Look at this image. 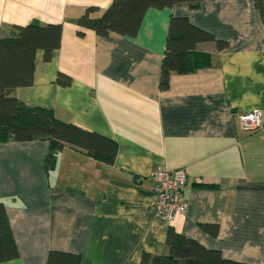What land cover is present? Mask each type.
<instances>
[{
  "label": "crops",
  "instance_id": "0c3cea01",
  "mask_svg": "<svg viewBox=\"0 0 264 264\" xmlns=\"http://www.w3.org/2000/svg\"><path fill=\"white\" fill-rule=\"evenodd\" d=\"M112 0H0V36L13 26L60 23V46L34 54L33 82L12 94L30 107L116 141L106 165L65 146L46 162L47 141L0 142V203L18 255L0 264H46L49 251L80 264H140L167 254L173 229L222 258L264 264V0H202L149 8L133 37L77 34L86 7ZM171 17H186L227 45H197L192 71L159 88ZM58 73L70 83H56ZM259 110L263 126L242 128ZM182 169L187 202L169 222L156 213L151 173ZM213 224L210 234L202 225Z\"/></svg>",
  "mask_w": 264,
  "mask_h": 264
},
{
  "label": "trees",
  "instance_id": "16d2710c",
  "mask_svg": "<svg viewBox=\"0 0 264 264\" xmlns=\"http://www.w3.org/2000/svg\"><path fill=\"white\" fill-rule=\"evenodd\" d=\"M201 1L112 0L102 11L94 6L84 8L76 20L77 34L82 36L85 30H91L99 36L116 33L133 37L147 9L175 6L195 9ZM257 2L261 8V0ZM61 37L60 23L16 25L9 34L0 36V142L47 141L48 165L53 162L56 152L65 146L112 165L118 149L115 140L62 121L50 109L27 106L12 94L14 88L32 84L36 50L43 51L44 59L48 60L51 53L59 48ZM204 42H214L219 50L227 45L193 25L186 17L170 18L159 73L160 89L168 88L172 73L186 74L193 70L191 54L198 44ZM56 83L66 86L70 78L58 73ZM202 227L210 234H216L218 230L213 224H203ZM165 244L167 254L143 253L140 264H247L226 260L218 250L207 249L173 229L167 231ZM17 255L5 206L0 203V263L13 260ZM46 264H80V257L51 250Z\"/></svg>",
  "mask_w": 264,
  "mask_h": 264
},
{
  "label": "built area",
  "instance_id": "2783aa9c",
  "mask_svg": "<svg viewBox=\"0 0 264 264\" xmlns=\"http://www.w3.org/2000/svg\"><path fill=\"white\" fill-rule=\"evenodd\" d=\"M242 128L246 132H254L263 126L259 110H252L240 117ZM151 191L156 213L163 219L172 222L178 215L185 213L187 202L182 194L186 186V173L182 169L156 168L150 175Z\"/></svg>",
  "mask_w": 264,
  "mask_h": 264
}]
</instances>
